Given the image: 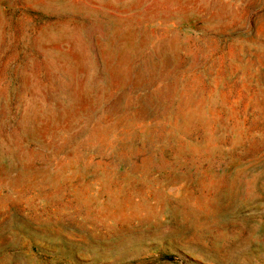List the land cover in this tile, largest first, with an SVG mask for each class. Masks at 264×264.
Masks as SVG:
<instances>
[{
    "label": "rangeland",
    "instance_id": "rangeland-1",
    "mask_svg": "<svg viewBox=\"0 0 264 264\" xmlns=\"http://www.w3.org/2000/svg\"><path fill=\"white\" fill-rule=\"evenodd\" d=\"M0 264H264V0H0Z\"/></svg>",
    "mask_w": 264,
    "mask_h": 264
}]
</instances>
